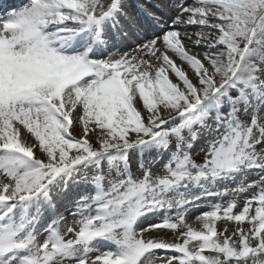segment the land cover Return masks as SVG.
<instances>
[{"label":"snow or ice","instance_id":"obj_1","mask_svg":"<svg viewBox=\"0 0 264 264\" xmlns=\"http://www.w3.org/2000/svg\"><path fill=\"white\" fill-rule=\"evenodd\" d=\"M152 6L159 34L146 40L125 0H30L0 16V264H264V0ZM230 194L200 230L187 222ZM158 230L173 239L144 238Z\"/></svg>","mask_w":264,"mask_h":264},{"label":"rangeland","instance_id":"obj_2","mask_svg":"<svg viewBox=\"0 0 264 264\" xmlns=\"http://www.w3.org/2000/svg\"><path fill=\"white\" fill-rule=\"evenodd\" d=\"M173 2H174V0H151V2H149V0H125V10L129 13V15H131L133 18L136 19L137 26L142 31H143V29H147V28H148V30H150L152 27H154V25L148 19V16L146 13H153L157 16L161 15V13L159 11H157V9L154 8L152 5L153 4H161L163 7L165 4H172ZM2 3H3L2 7H4V5L7 6V7H5V10H8L6 13L12 11V7H11V4L9 2L4 1ZM102 3H104L106 5L107 0H102ZM132 4H134L135 7L137 5V7H138L137 12L134 11ZM142 9H143V11H142ZM165 11L174 14L173 10L170 7H165ZM185 30L188 32H194L197 30V28L195 26H191V27H188V29H184L181 31L183 32ZM186 46H187V42H186ZM188 50L191 54L198 55L199 58L203 59V53L206 49L204 47H200V48L193 47V48H189ZM169 55L176 62L177 65L181 66L187 72L189 78L193 79L195 81V74H194L193 70L190 68V66L186 62L182 61L178 56H176L172 52H169ZM169 76L171 79H173V82H175L174 74L169 73ZM140 103L141 102L138 99L134 101V104H136L138 107H139ZM161 115L162 116L165 115L163 110L161 111ZM240 119L247 121V122H250L251 117L249 115H245L244 113H241ZM76 131L78 133L80 131V128H77ZM98 131L99 130H97V132ZM90 142H92L93 144H96V140H95L94 136L92 137ZM203 147H205V145H204L203 141H200V142L195 144V146L192 150V153H191L193 156V159H195L198 163L202 162L203 158H204V152L200 151V149ZM170 150H175V142L174 141L172 144V148ZM34 154L36 156H40V152L36 151L35 149H34ZM167 159H168V156L165 153L163 158L158 159V161L155 164H152L150 166V171L152 172L153 176H157V175L163 176L166 174L165 170H164V164L167 162ZM129 160H130L131 170H132L133 176L135 178H141L143 176V170L139 167L138 157L136 156V154L135 153L130 154ZM144 162H145L146 167L149 166L148 164H150V162L147 158H145ZM105 171H107L106 168H105ZM0 179H3V177H0ZM258 179H259V175H257V171L253 170L252 172H250L248 174L245 183H251V181L258 180ZM228 186L230 188H232V187H235L236 185L235 184H229ZM255 191H257V189H251L250 188L246 192L241 193L239 195L237 202H236L237 207L233 211L234 212L239 211L242 208L245 199L250 197L253 194V192H255ZM86 194L91 195L92 191L90 189H88L86 191ZM197 194H198V190H197ZM216 198L217 197L212 196V197H207L205 199H202L199 201V206L193 207V208L203 207L207 204L211 206L212 204H215V203H222L223 205H226L228 203L229 199L231 198V194L229 196H225L223 198H217V199ZM255 206H256V203L254 202L253 203V209H252L253 212H254ZM65 215L68 218L69 224H71L73 217L71 215H69L68 213H65ZM149 216L153 217V219H154L151 222H153V223L156 222V219H157L156 216H152V215H149ZM187 222L189 224H191L195 229H197V230L201 229V224L195 225L193 223V221L191 222L190 220H188V218H187ZM236 227H237L236 222H233V221L227 222V232H225V235H231L232 232L236 229ZM242 227L244 228L245 231H247L251 227V225L248 223V221H245L243 223ZM224 228H225V222L224 221H218L217 222L218 232L222 231ZM70 236H71V234H69V237ZM157 237L171 240V239H173V234L170 230H158V231H154L150 234L145 233V235H144L145 239L157 238ZM43 238H44L43 235H41L40 236L41 242H42ZM66 238H68V237H66ZM100 251H103L102 247L100 248ZM204 254L205 255H212L213 253L209 252L208 250H205ZM154 255L158 257V256L162 255V253L157 251L156 253H154Z\"/></svg>","mask_w":264,"mask_h":264},{"label":"bare ground","instance_id":"obj_3","mask_svg":"<svg viewBox=\"0 0 264 264\" xmlns=\"http://www.w3.org/2000/svg\"><path fill=\"white\" fill-rule=\"evenodd\" d=\"M3 1H7V0H3ZM10 1H12L14 4H13V9L14 10H17V9H19L20 7H23V6H26V5H28L29 3H30V0H10ZM194 2H195V0H188V3L189 4H194ZM133 5V8H134V11L135 12H137V10H138V7H137V5H136V7H135V5L134 4H132ZM6 14H5V10L4 9H2V8H0V16H5ZM149 19V18H148ZM188 29V28H187ZM181 30H184V29H181ZM159 34V29L158 28H153L152 30L150 29V31H143L142 32V34H141V37L143 38V39H150V38H152V35L153 34ZM130 47H132V45H128V47H126L124 50H128V48H130ZM149 165V164H148ZM209 199V198H208ZM217 199V198H216ZM206 206H210V205H205V206H203V207H199V208H192L191 209V211L190 212H188L187 213V218H188V220H190L191 222L193 221V223L195 224V225H197V224H200V222L198 221V220H196V217L197 216H199L203 211H206V210H209V207H206ZM152 220H154L153 219V217H150V216H148L144 221H143V223L144 224H146V223H148V222H151ZM103 248V247H102ZM103 250H104V248H103Z\"/></svg>","mask_w":264,"mask_h":264}]
</instances>
